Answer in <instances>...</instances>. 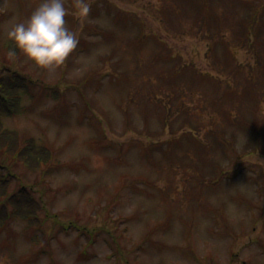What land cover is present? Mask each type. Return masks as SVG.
Instances as JSON below:
<instances>
[{"label":"rangeland","instance_id":"rangeland-1","mask_svg":"<svg viewBox=\"0 0 264 264\" xmlns=\"http://www.w3.org/2000/svg\"><path fill=\"white\" fill-rule=\"evenodd\" d=\"M90 2L65 0L79 45L50 70L4 47L39 0H0V73L35 80L2 120L53 154L0 150L41 204L0 264H264V0Z\"/></svg>","mask_w":264,"mask_h":264},{"label":"trees","instance_id":"trees-1","mask_svg":"<svg viewBox=\"0 0 264 264\" xmlns=\"http://www.w3.org/2000/svg\"><path fill=\"white\" fill-rule=\"evenodd\" d=\"M4 47L9 51L15 44L8 39ZM33 84L34 79L15 69L6 68L0 73V150L20 161L28 170L36 172L53 158L51 149L34 137L21 141L17 129L6 126L2 120L3 117L24 113L23 96L30 92ZM16 176L6 163L0 162V226L12 220H22L27 227L37 226L41 204L28 185L22 184L13 193L9 192Z\"/></svg>","mask_w":264,"mask_h":264},{"label":"clouds","instance_id":"clouds-1","mask_svg":"<svg viewBox=\"0 0 264 264\" xmlns=\"http://www.w3.org/2000/svg\"><path fill=\"white\" fill-rule=\"evenodd\" d=\"M91 9L90 0H77L75 14L87 18ZM69 14L65 0H39L27 18L8 30L15 44L9 55L15 57L18 49L38 67L51 70L62 65L79 45V36L67 21Z\"/></svg>","mask_w":264,"mask_h":264}]
</instances>
